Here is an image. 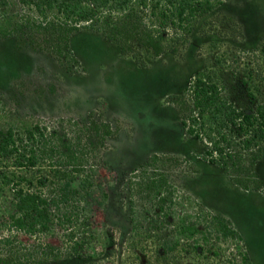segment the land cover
Here are the masks:
<instances>
[{
    "label": "trees",
    "instance_id": "16d2710c",
    "mask_svg": "<svg viewBox=\"0 0 264 264\" xmlns=\"http://www.w3.org/2000/svg\"><path fill=\"white\" fill-rule=\"evenodd\" d=\"M14 5L34 15L17 13L13 25L1 16V40L46 51L71 77L89 70L80 62L82 38L93 48L98 43L87 34L101 30L129 55L115 62L107 56L116 78L125 67L143 79L144 93L146 82L161 84L154 83L159 74L167 83L158 93L148 91L155 95L151 110L160 131L147 145L139 142L134 155L145 154L133 160L139 163L127 178L117 171L113 194L94 185L97 152L114 143L106 123L87 115L71 125L62 118L67 107L47 97L24 107L30 121L16 119L0 130V193L10 197L0 211V264H264V0H14L12 10ZM9 7L0 0V10ZM143 18L155 28L140 29ZM77 31L81 40L73 36ZM237 53L254 57L237 62ZM153 68L160 73L152 74ZM82 88L90 93L88 84ZM118 88L115 83L107 91ZM192 148L196 153L188 155ZM2 161L20 174L3 170ZM179 164L190 172L185 187L198 199L194 203L172 188L170 171ZM119 186L125 188L123 203ZM93 210H108L113 218L118 252H126L122 261L112 253L115 239L91 229ZM58 232L59 244H48ZM218 244H232L237 259L221 261Z\"/></svg>",
    "mask_w": 264,
    "mask_h": 264
},
{
    "label": "rangeland",
    "instance_id": "374dc122",
    "mask_svg": "<svg viewBox=\"0 0 264 264\" xmlns=\"http://www.w3.org/2000/svg\"><path fill=\"white\" fill-rule=\"evenodd\" d=\"M6 1L10 7L9 9L5 8V10L8 9V11L0 10V17L2 16L6 20L8 19L12 25L14 20L13 15H17V13L18 15H27L28 17H32L34 15L31 11H27L16 5L13 6L15 8L12 10V2L14 0ZM140 15H142V13ZM119 20L122 21L121 19ZM143 21L145 22V19ZM2 22L3 21L0 20V24ZM96 24L99 26V24H102V21L98 19ZM112 26H118L117 20L116 22L114 20ZM145 26L152 29L155 28L149 25L148 22H145L141 24L140 29H143ZM29 30L24 29L23 33L29 35L31 33V30ZM87 35H89L88 37L92 36L95 38L93 40H96L98 45H93V48L87 47L85 46L86 44H84L87 37L82 38L83 36L78 35V31L73 34V36L77 37V40H81L82 38L81 43L83 48L80 49L81 52H79L80 62L89 66V70H87V72H82L83 74L79 72L76 75H72V77L69 74L64 73L65 70L57 63V59L50 57L46 51L40 52L33 51L28 48H18L15 45L14 39L8 38L1 40L2 38H0V105L2 106L0 110V130L9 126L7 124L15 122L16 119L25 120L26 122L30 121V118L32 117H25L23 115L24 107L27 108L30 104H37L38 101L42 99L46 100L47 97H49L52 105H58L60 108L63 107L62 105L64 104L67 107L66 114L62 116V118L64 120L69 119L71 125L72 123L81 125L83 119L86 118L87 115H89V118L93 121L106 123L109 129L114 131L113 141L115 144L111 141L107 142L104 149L98 150L99 152H97V156L99 159L96 168L97 178L95 179L94 185H99L102 189L107 192L110 191L113 194V182L117 177V171L125 173V178H127V176L131 173V167H133L136 163H139H135L133 160L138 157H142L145 154V152H139L134 155L135 149L137 147L139 148L143 143L147 145L152 140L151 137L160 131V129L154 125V122H157L155 116L156 112L155 110H151V103L153 97L155 99V95L149 96L148 91L154 90V93H158L163 90L162 87L166 85L167 77L163 73L160 75V72L153 68V72L151 73L153 74L154 72H158L154 74H159L160 76V79L154 83L160 82L161 84L153 86L146 82V86H148L146 87V92L144 93L142 90L143 87L139 86L144 82L141 77H133L134 74L130 76V71H126L125 67H120L119 69L122 73H120L117 69L119 76L116 78V73L110 71L109 69L108 65H113L110 62H115L119 60L118 58H125L126 60L129 59V55H127V52L124 51V48L120 46L121 49H119V46H114L112 43L107 41L106 38L103 37L101 30L97 32L91 31ZM33 40L37 42L35 36H33ZM89 40L91 39L89 38ZM109 55L115 60H108L109 57L107 56ZM252 56L253 55L250 53L245 55L238 54L239 59L237 62L242 61L243 63V61H250ZM27 64H29L30 67L29 71L23 72L22 69ZM77 76L82 78L84 77V80L82 78L75 80ZM175 77L177 78L176 75ZM115 79H117V82H115ZM115 83H119V88L115 93H109L107 89L115 88ZM87 84L90 87V93H86V90L82 88L85 85L87 86ZM162 84H164V86H162ZM136 86H138V88H136ZM79 88L80 90H78ZM238 101L235 102V106H237L242 99H238ZM154 102L157 101L154 100ZM153 107L152 109H155ZM53 117L54 118L45 116L43 119L52 121L57 116L55 115ZM147 119L149 126L147 125ZM32 120L33 119H31V121ZM118 141V149H115L114 147ZM130 141L132 142L130 150H128ZM139 142L142 144L139 145ZM198 147L200 146L195 145V149ZM195 149L192 148L191 150H188V155L196 153L194 152ZM148 154L149 153H147V155ZM102 159H104L106 164H102ZM7 162L2 161V165H5V167L2 166L3 170H10L16 174H20V171H16L13 167L9 166ZM179 165V167H174L170 171L172 188L175 193L182 195L184 199L187 201L190 200L191 203H194V200L198 199L189 188L185 187L186 177L190 175V172L186 173L184 164ZM261 169L264 173V166L261 167ZM204 174L207 173L200 172V176ZM208 176H211L216 180L219 179L218 172L217 174L215 172H210ZM220 177L224 178L222 175ZM124 182L125 179H123L122 183ZM118 188L120 194L122 195L119 202L123 203V201L126 200V198L124 199L125 188L122 186H119ZM9 199L10 197L6 190L0 193V211ZM191 206L195 209L194 205ZM256 209H258L259 212L261 210V208ZM106 211L100 212L98 210H93L91 212V229L94 233H98L97 235L99 236V233L103 232L108 233V235H111L112 239H115L112 253H115V259L122 261V259L126 256V252L123 249L122 253L118 252L119 245L118 240L115 237V229H113L114 226L110 223L111 220L114 223V220ZM185 211L186 213H191L190 208L188 207L185 208ZM176 212L178 213V210ZM111 213H113V211H111ZM60 234L61 232H58V236L47 238V240L46 237H44V240L52 246H57L61 241ZM97 235H95V237ZM25 241L27 240L23 237L20 239V242ZM123 245L124 243H121L122 247ZM218 245L220 247L219 252L221 255L219 258L221 261L225 262L227 260L226 257H231L233 260L237 259L232 244Z\"/></svg>",
    "mask_w": 264,
    "mask_h": 264
}]
</instances>
